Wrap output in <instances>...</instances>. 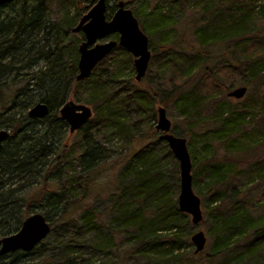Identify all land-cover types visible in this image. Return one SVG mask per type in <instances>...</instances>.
Wrapping results in <instances>:
<instances>
[{
	"label": "trees",
	"instance_id": "16d2710c",
	"mask_svg": "<svg viewBox=\"0 0 264 264\" xmlns=\"http://www.w3.org/2000/svg\"><path fill=\"white\" fill-rule=\"evenodd\" d=\"M58 1L0 0V128L11 130L0 149V242L30 214L48 220L53 214L48 245L0 255V264H95L100 253L115 255L114 264L123 257L147 264H264V0H167L189 30L169 41L170 22L158 25L161 43L149 66L157 63L155 84L147 81L149 70L136 81L133 55L120 45L77 81L80 40L71 43L68 32L56 31L51 5ZM94 1L86 0V11ZM116 8L108 6V16ZM154 16L168 20L164 12ZM257 83L259 92L231 101L235 84L253 89ZM73 85L89 90L94 115L80 130L82 139L69 145L58 111ZM170 95L204 143L203 161L191 158L194 186L207 180L208 254L182 252L183 243L193 246V223L178 206L179 161L155 128L157 106H168ZM39 102L48 103L50 114L31 119L28 110ZM113 136L130 146L157 140L106 166L111 155L103 145ZM117 166L126 181L111 193L106 217L90 201L92 185Z\"/></svg>",
	"mask_w": 264,
	"mask_h": 264
},
{
	"label": "water",
	"instance_id": "95a60500",
	"mask_svg": "<svg viewBox=\"0 0 264 264\" xmlns=\"http://www.w3.org/2000/svg\"><path fill=\"white\" fill-rule=\"evenodd\" d=\"M107 0H96L94 5L85 13L72 31L83 32L84 39L78 47L77 81L89 78L95 67L103 61L117 45L124 47L134 56L135 79L141 81L147 74L152 50L149 36L141 29L133 10L127 7L125 0L118 2V7L111 17L107 16ZM117 34L118 38H111ZM248 89L240 86L232 89L228 95L237 99L243 98ZM50 113L46 102L36 103L28 110L32 119H43ZM60 117L69 125L71 133L82 129L93 117L90 105L70 99L59 109ZM156 129L161 132L159 139L167 142L172 153L179 161L180 192L178 206L182 212L191 216L194 225H198L204 218L201 199L193 188L192 158L188 148L187 138L174 134L172 121L168 117L167 109L159 106L157 111ZM11 130L0 128V149L10 137ZM52 231L47 217L41 212L30 214L15 233L4 236L0 242V255H6L19 250L30 252L39 245ZM195 246V253L205 250L207 236L203 230L195 231L191 236Z\"/></svg>",
	"mask_w": 264,
	"mask_h": 264
},
{
	"label": "rangeland",
	"instance_id": "374dc122",
	"mask_svg": "<svg viewBox=\"0 0 264 264\" xmlns=\"http://www.w3.org/2000/svg\"><path fill=\"white\" fill-rule=\"evenodd\" d=\"M118 1L120 0H107L108 6L112 7L116 3H118ZM125 1H128V0H125ZM130 1L131 2L129 4L126 2L127 7L133 10L135 16L137 17L139 21L141 29L149 36L150 48L152 50L161 43V40L158 36L160 35L159 32L161 31L160 29L157 28L158 25H164L168 21L170 22L169 24H166L165 26V31L169 32V36H170L169 41L175 40L176 38L180 37L182 32H188L189 28H186L189 24L188 20L186 19V17L184 19V16L180 14L179 12L172 10L169 7L170 6L169 1L167 0H130ZM95 2L96 0L93 2L92 5H94ZM85 4H87L86 0H78L77 3H76V0H65V1L63 0V2L59 0L57 3L54 2V4L52 3L51 5L53 6L51 12H52L54 22L56 25L55 26L56 31H61L64 33L68 32L69 34L68 38L71 43H74L78 40L82 41L84 37L82 32L75 33L72 31L73 26L71 25L69 26V21L70 20L73 21L74 19H76V16L79 13H83V14L87 13V11L91 7L86 11ZM81 8L83 9V12ZM162 12H164V14L168 16V20L165 17L154 16ZM108 15H109V12H108ZM151 18H152V21L150 20ZM143 22H146L145 26L148 31L143 26ZM186 39H188L189 41L191 40V36L189 33L187 34ZM80 41L78 45L81 43ZM156 64L157 63H155V65ZM155 65H152V68L150 67V70L148 69L149 75L147 76V81L149 82L152 81L153 84H155V82L158 79L156 78L158 70H156ZM100 72L101 70H98L96 75H98ZM126 72H128V70L123 69V73H126ZM133 74L135 75V69H134ZM124 80H125V77H122V81ZM239 86L240 85L235 84L233 88H236ZM257 87L259 89L258 91H257ZM247 88H248V94H252V93L256 94L261 89L259 83H257V85L253 87V89H250L249 86ZM165 97L168 100L169 107L166 106V109H167L168 117L172 121V132L176 135H181L187 138V143L189 146L190 154L193 156V153H194V155H196L198 158L197 163L200 164L203 161L202 146L204 144L201 141V137L199 134L201 133L200 130L197 128H194V131H191V130L189 131L185 120L182 119L180 116V112H179V109L177 108V105L175 103H172L173 96L170 95V96H165ZM88 98H89V90L85 86L83 87L81 86L78 88V86L73 85L72 92L68 99H74V101L76 102H81L83 104L92 106L91 103L87 100ZM231 101L233 102L242 101L243 102L244 99L233 98ZM159 106H163V105H159ZM159 106H157V108ZM81 139H82V133L80 131L75 132L74 134H71V135L68 132L66 137L63 140V144L67 143L71 145L72 143H75L76 141H79ZM150 140H157V138L154 137ZM105 141L106 143L103 145V147L107 150V153H110L111 155V158L108 160L109 162L107 163L108 165L106 166H110L114 162L118 163L119 161H122L123 159L128 160L130 158V155L133 154L136 148L139 150L147 142H149L147 140L144 142L135 141V143L130 146L129 142L126 143L124 140H122V138L118 136H113L112 138L107 139ZM120 166H117L113 169L109 168L107 171L100 174L99 177L95 180V184L92 185L90 201L93 202V204L98 208L100 212L105 213L106 217H107L106 213L109 211L108 208L110 207L111 193L112 192L119 193L120 190L118 189L120 188V185L126 181L124 178L119 176ZM64 182H69V180H65ZM193 188H194L195 193L201 199L202 209H203V212L205 213L207 210L206 197H208L207 180L200 181L197 186H194L193 184ZM117 198H116V201H117ZM135 203L138 204L137 201ZM262 205L264 206V203H262ZM261 209L264 210V207ZM76 217L78 218V216ZM207 218L208 216L204 215V220L200 224L198 225L193 224V228H194L193 232L197 230H203L207 236V244H206L205 250L203 251V254H208L211 252L210 251L211 237L207 232L208 224L210 223V221L208 222ZM49 220H53V214H51V216L49 217ZM204 223H207V224L205 225ZM44 243L48 245V243H50V237L48 239L46 238L44 240ZM192 245L193 246L191 247L188 242L183 243L181 246L183 250L182 252L187 253V255L195 254V246L193 243ZM124 247L125 248H121L118 250V254L122 257L126 255V251H127V247L126 246ZM169 248L170 247H167V249ZM94 255H95L94 257L95 264H114L115 261L117 260V257L113 254L100 253V254H94ZM198 258H201V255ZM122 262L123 264H147V262L145 261H137L134 258L128 259L127 257H123Z\"/></svg>",
	"mask_w": 264,
	"mask_h": 264
},
{
	"label": "flooded vegetation",
	"instance_id": "af4514ba",
	"mask_svg": "<svg viewBox=\"0 0 264 264\" xmlns=\"http://www.w3.org/2000/svg\"><path fill=\"white\" fill-rule=\"evenodd\" d=\"M68 132H69V128H68Z\"/></svg>",
	"mask_w": 264,
	"mask_h": 264
}]
</instances>
